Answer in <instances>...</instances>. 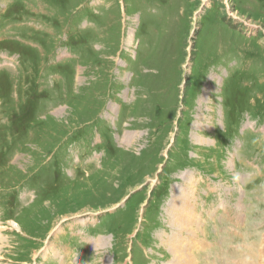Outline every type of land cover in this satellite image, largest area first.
<instances>
[{
  "label": "rangeland",
  "instance_id": "obj_1",
  "mask_svg": "<svg viewBox=\"0 0 264 264\" xmlns=\"http://www.w3.org/2000/svg\"><path fill=\"white\" fill-rule=\"evenodd\" d=\"M0 264H264V0H0Z\"/></svg>",
  "mask_w": 264,
  "mask_h": 264
},
{
  "label": "bare ground",
  "instance_id": "obj_2",
  "mask_svg": "<svg viewBox=\"0 0 264 264\" xmlns=\"http://www.w3.org/2000/svg\"><path fill=\"white\" fill-rule=\"evenodd\" d=\"M257 250V249H256ZM258 256V255H257Z\"/></svg>",
  "mask_w": 264,
  "mask_h": 264
}]
</instances>
